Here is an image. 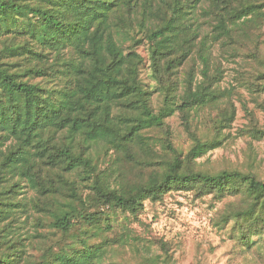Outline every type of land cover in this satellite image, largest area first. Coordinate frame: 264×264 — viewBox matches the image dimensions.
Wrapping results in <instances>:
<instances>
[{
	"label": "trees",
	"instance_id": "trees-1",
	"mask_svg": "<svg viewBox=\"0 0 264 264\" xmlns=\"http://www.w3.org/2000/svg\"><path fill=\"white\" fill-rule=\"evenodd\" d=\"M263 30L264 0H0V264H175L140 215L181 192L264 264ZM234 137L243 162L201 161Z\"/></svg>",
	"mask_w": 264,
	"mask_h": 264
},
{
	"label": "rangeland",
	"instance_id": "rangeland-1",
	"mask_svg": "<svg viewBox=\"0 0 264 264\" xmlns=\"http://www.w3.org/2000/svg\"><path fill=\"white\" fill-rule=\"evenodd\" d=\"M264 34V30H263ZM264 47V43H263ZM141 51L146 55V47L142 46ZM235 64H229V71L223 80L227 85L233 76L232 68ZM143 78L151 84H155L148 66L143 68ZM243 98L248 99V94L242 90ZM159 96L156 95V98ZM238 115L231 132L236 135L238 128L246 121L245 111L242 109L241 101L237 97ZM254 107L253 102H249ZM258 115L264 123V111L258 110ZM174 130V137L178 144L186 145L187 137L180 119L177 115L170 119ZM249 141L243 137H234L220 148L208 153L201 161L206 159L222 160L223 158L243 162L247 156ZM254 154L264 171V140L253 141ZM31 196L32 191L23 189L22 195ZM213 210L210 208V197L205 200L194 198L188 192L174 193L163 202L145 201V211L140 215L141 221L151 227L154 236L162 237L172 242L173 257L175 264H227L233 249V242L227 236V231L215 227L211 223ZM24 219V218H23ZM124 223H130L138 232L146 234L145 228L139 221L120 218ZM32 219L29 220V223ZM29 223L24 224V230L31 228ZM41 230L53 235L54 230L49 220H42ZM33 228V227H32ZM150 236V233H148ZM251 257V256H250Z\"/></svg>",
	"mask_w": 264,
	"mask_h": 264
}]
</instances>
